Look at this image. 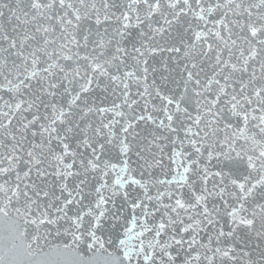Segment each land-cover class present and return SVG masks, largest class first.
<instances>
[{"label":"snow or ice","instance_id":"obj_1","mask_svg":"<svg viewBox=\"0 0 264 264\" xmlns=\"http://www.w3.org/2000/svg\"><path fill=\"white\" fill-rule=\"evenodd\" d=\"M0 264H264V0H0Z\"/></svg>","mask_w":264,"mask_h":264}]
</instances>
